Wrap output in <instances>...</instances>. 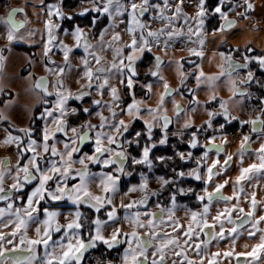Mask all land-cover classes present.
Listing matches in <instances>:
<instances>
[{
  "label": "snow or ice",
  "instance_id": "obj_1",
  "mask_svg": "<svg viewBox=\"0 0 264 264\" xmlns=\"http://www.w3.org/2000/svg\"><path fill=\"white\" fill-rule=\"evenodd\" d=\"M43 6L47 10L49 17H59L61 20L69 19L60 3H44L41 0ZM183 0L175 7L176 17H169L165 15V12L169 8V0H163V6L160 4H153L151 0H105V4L101 7L91 9V11L97 13H107L110 19L115 16L124 15L127 13V25L125 27V33L131 36V40L123 47L119 48L108 42V47L116 55L117 59L113 62L111 69L99 67L101 64V58L97 52L92 49L95 47L87 39V33L84 30L76 26L70 32L65 31V35H70L75 41V49H83L84 56L81 57L85 66L84 76L88 80V92H80L78 94H72L68 92L64 86L63 81H60L55 85V91L49 92L48 82L46 78H41L37 81V87L42 89L46 95L53 96L54 99L51 104L45 109L42 114V119L50 122L52 125L49 127L47 124L40 130L38 138H34V131L29 126L28 128H18L17 133L13 135L5 129L6 138L5 144H15L17 146V154L30 153V155L23 156L17 165L15 172L17 175L12 177L15 181L11 185V189H7L4 185L6 173L0 168V201L5 202L6 207H0V216H7L9 219L14 215L16 217L15 227L19 230L20 227H26L29 224L39 223L42 224V238L39 240H31L30 244L35 245L37 248L43 245L44 257L42 264H81L84 254L89 249L96 248L97 244H102L110 250L118 251V246L127 244L128 247L124 248L121 255L123 264H167V252L169 249H173V254L177 257L179 264H196V261L189 258L187 253L179 247L180 241L178 235L183 234L184 246H191L197 250V254L201 253L202 247L205 243L204 237L211 239H224L228 232L232 235L229 237L232 247L223 252V256L231 257L236 256H248L251 257L254 264L258 262L261 254H264V229L261 228V224H264V214L258 213L260 208V202L257 200V193H251L249 198L250 211L245 212L242 217V223H251L252 228L247 231V236L252 239L258 238V243L252 246L250 252L236 253L235 247L237 244V229L232 228L225 230L222 225L227 220L228 223H232L231 217L236 215L237 211L244 212L243 208H239L237 201L244 195L243 191L237 193V184L243 183L249 176L259 174L264 177V143H260L258 148L253 150L250 145L252 143L251 136L244 134L240 137L241 148L237 152L236 157L238 162L235 163L238 169V176L236 180L231 183L233 188V197L226 198L223 196V191L226 186L229 185V181L224 179L223 183H216L214 185V192H208V187L214 183L213 178H221V173L217 171L218 168H223V176H227L228 172L232 170L233 157L231 155L225 156L224 147L215 144L216 136L209 135L208 140L212 145L211 148L205 149L199 146L198 132L199 129L187 124V128L191 129L190 143L185 145L186 149H192L188 155L191 158L197 152L201 154L202 160L206 161L209 153H214L216 159L210 164L199 163L197 165L198 171L193 173V180L200 183L204 195L196 194V199L199 202L198 206L202 207L203 211L198 213L187 205H181L178 203L179 197L173 193L166 205L156 204V207L161 208L160 213H152L148 210V199L145 197L140 201H132L128 204L122 205L125 209H136L137 211L126 212L124 219L128 220L135 228H151L153 229L151 235L153 239L158 241L156 246H152L150 242L139 235L137 231L122 232L117 226L120 223L117 210L113 206L112 197L115 194L114 185H117L121 181L123 169L126 164L131 165H143L145 168H150L152 164V157L157 151L156 145L152 144L153 139H158L161 145L168 143V133L171 131L170 124L171 119L166 115L165 105L170 102L169 98L174 97L176 90L170 89L165 84V91L160 95L158 105L156 107H141L145 103V100L137 99L135 89V76L136 62L145 54H152L153 46L160 43V38L166 37L163 41V47L167 49L170 44L169 41L181 36V32L169 28L160 29L159 31H153L147 22L145 17L146 13L150 10L158 12L153 19L167 20L170 24L174 19L179 18L183 14L181 7ZM225 0H218V5L212 8L213 14H219V17L225 21L220 24L216 31L224 33L226 29H230L234 25V21L227 19V13L222 11L221 6ZM199 11L197 12V29L196 34L198 37L201 35V29L204 25V18L207 13V6L205 0H199ZM247 10H251L253 5L250 2L246 3ZM114 9V13H113ZM21 11V9H13L8 15L6 23L10 25L7 31V39L12 42L16 39L15 32L19 27L14 21L15 13ZM88 9H82L80 15L88 12ZM184 19L187 21L186 14ZM94 20L91 22L94 24ZM114 25H110L113 28ZM45 28L48 33V41L44 45V54L49 56L50 46L57 40L55 31L60 28L59 23H53L52 19H49L45 23ZM109 29H104L99 32L100 45L103 48L105 45L104 36ZM191 30V29H190ZM215 31L213 32V34ZM113 39L117 42L120 41L119 33H113ZM201 48L203 47L205 40L199 39ZM60 48L64 55V59L67 62L70 55L73 53V48L60 42ZM250 50V44L244 46V52L240 51L239 47L232 49L231 52H220L222 59L226 61V66L221 65V72L217 76L205 77V74L201 71L196 74V80L199 83L201 78H205L208 81L220 79L222 77H228L231 83L230 91L232 92L231 100L219 99L216 96L209 98V107L213 104L218 105L219 113L214 111H208L209 119L204 123V128H212L218 126L217 130H223L221 139H223L224 145L227 146L229 141L227 139V133L231 128L239 126L241 129L250 126L251 133H257L258 136L264 139V118L260 115L254 119H241L232 114L229 107L230 104H237L244 107L242 101L244 98H250L251 93L244 91L236 86L235 81L231 80L234 74L247 70L246 75L251 86L253 81L257 84L264 85V78H258L256 73L252 71L251 65H255L257 68L264 70V54H245ZM190 55L202 58L203 51L198 49H189ZM233 53L240 57L243 63H237L233 59ZM91 57L92 61L98 65L95 72L92 70L91 63L88 57ZM157 67H159L163 61L159 56H153ZM55 64V61H51ZM70 67V65H66ZM48 71L54 72L56 75L62 76L65 69L59 66L49 67ZM116 72L121 76L127 73V76L121 79L120 83L125 85V92L128 93V99L123 102L121 107L119 103L118 90L109 84L111 73ZM158 73L154 72L152 75L156 76ZM93 81H100V83L94 85ZM146 97L151 96V86L145 85ZM94 89L101 97L104 95H111L114 103L111 105L104 104L103 100H97L91 98V90ZM192 94L190 101L193 105H199V99L195 95L193 90H189ZM261 99L259 105L264 109V91L260 93ZM77 101L81 103H91L92 108H83L81 104H76V108L73 109V114L79 109L80 115L84 116L95 114L99 117L100 123L91 124L87 121L81 126V131L78 133L76 127L65 120V116L68 115V104H75ZM174 103V100L171 101ZM116 107H121V111L117 113ZM108 108L111 112V121L102 114V109ZM97 109H101L97 111ZM165 114H161V110ZM147 113L153 116V122L150 123L144 119V114ZM176 113L179 118L181 115H185L184 110L180 105H176ZM264 114V110L261 111ZM2 115V113H0ZM129 116L133 118L134 123L140 124L143 131L136 132V135L140 137L142 143L138 149H134L135 156L129 158L123 152V139L128 135L129 125L124 119H117V117ZM142 122V123H141ZM159 123L160 128L156 130L154 134V126ZM87 129V130H84ZM123 130V136L120 140L117 139V135L111 134L115 132L121 133ZM72 132L73 136L69 137L68 133ZM67 138V139H65ZM107 141V149L104 147V143ZM62 142L64 144L65 151L59 152L56 143ZM43 150L44 154H48L50 157V167L42 170L40 167L41 154L40 150ZM87 149L88 151H84ZM79 154V155H78ZM112 154L115 155L113 158ZM246 154L248 157L255 156L258 161L249 163L244 166ZM177 156L183 160L184 152L180 151ZM65 157L68 158V162H65ZM92 161L93 165L98 168L104 169V171L97 173H90L89 166L85 165L84 168L75 172L72 175L73 170L70 168V163L79 162L84 163V159ZM58 158V159H54ZM75 158V159H73ZM59 160V163H57ZM223 161V165H221ZM29 164L31 168H29ZM187 166V165H185ZM117 169L114 173L113 169ZM192 171V169H189ZM23 173V177L19 175ZM207 175L205 181H201V174ZM10 175V174H8ZM177 175L183 177V170H179ZM71 178V183L67 181ZM99 177L103 181L104 196L90 197L89 193L85 190L90 183L91 178ZM146 178L143 177L142 180ZM162 179L164 183L169 184L165 178ZM139 187L140 189L146 188L145 183L129 186L126 191H133ZM183 189H180V193H183ZM16 196H20L21 203L17 205L15 203ZM231 199L233 202L231 208H224L218 212L215 217H211V210L215 207L216 201H224L228 203ZM92 201V202H90ZM88 205V207L95 209L96 213H99L97 217L90 220V225L85 230L83 213L80 211L82 206ZM183 208L190 214V223L185 226L175 221L174 216L177 210ZM21 209L24 210V216L21 215ZM143 209V211H141ZM71 214V218L63 225L60 224V219L66 214ZM33 214H36L35 216ZM25 216L27 219H25ZM249 217L253 219L249 220ZM209 218L218 221L221 224L219 233H214L213 229L216 228L215 224L209 223ZM147 220V224L143 221ZM161 224L171 227V231L161 235L157 228ZM113 229L111 237H106L103 233L105 229ZM38 234L41 230L37 228ZM87 233V235H85ZM176 233L177 235H173ZM258 234V237H257ZM121 237H123V243H121ZM238 239H243V236H239ZM195 241V243H194ZM23 243V241L21 242ZM174 246H176L174 248ZM248 247L247 244L244 245ZM59 248L61 251L57 253L55 250ZM220 252L213 253L210 257L201 256L200 264H219ZM36 256H29L24 259H17L16 264H34ZM175 264V262H174Z\"/></svg>",
  "mask_w": 264,
  "mask_h": 264
},
{
  "label": "clouds",
  "instance_id": "obj_2",
  "mask_svg": "<svg viewBox=\"0 0 264 264\" xmlns=\"http://www.w3.org/2000/svg\"><path fill=\"white\" fill-rule=\"evenodd\" d=\"M99 4H105V0H98ZM244 3H247V0H242L240 3V7L243 8ZM89 7L96 8L98 7L97 0H89ZM247 12V9L245 8L243 11L237 12L236 16H244ZM114 15V14H113ZM178 19V18H176ZM193 20L197 21L198 17L193 16ZM93 28H95L97 31H101L102 25L104 24V21L102 17H96L94 20ZM166 23L162 24L158 28L152 29L153 31H159L160 29H169L170 25L172 29H175L179 32H181L182 35H187L189 39H192L195 37L194 43L197 45H200L199 39L203 38L208 35L204 31V25L201 29V35L200 37L197 36L196 31L193 30V27L191 24H188L185 28V26H181L180 28L175 27L174 23L171 24L165 20ZM247 22L251 25V27L248 29V31L255 37L258 36L259 33L257 32V26L260 24V21H256L254 17L247 16ZM74 23V22H73ZM120 21L118 19L112 18L110 19V25H114L113 28H110L108 32L104 36V41L106 42L104 47H99L100 45V37L98 39L90 41L93 46H95L92 50L97 52L98 55L101 58V64L99 67H104L106 69H111L113 62L117 59L116 55L113 53V51L108 47V42H111L112 45L117 46L119 48H123L130 40L131 36H128V39H122L121 33L117 31V27L119 26ZM243 23V22H241ZM71 26V25H70ZM191 29V30H190ZM261 30H264L262 28ZM103 31V30H102ZM117 32L120 36V41L117 42L113 39V33ZM91 34V29H89V33ZM211 35L219 37V40L217 41L218 44L228 45L232 43V41L229 39L227 33L222 32H215ZM251 40H248L245 42V45L248 43H251ZM70 48H73V53L70 55L68 61L66 62L64 59V55L62 58L58 61H56V66H59L60 68H64L65 71L62 76L56 75L54 72L48 71V66L45 64L46 60H52V57L45 56L44 52L42 54H38L39 58H32L30 60L25 59L24 62L20 65V67H24L27 71V75H21L18 70L16 71H7L6 70V61H8V57L0 54V93H4L6 98L3 102V107L0 108V121L3 120H15V119H26L29 124L23 128H28L29 126L37 133V136H39L40 130L45 127L47 124L49 127L52 125L49 121L42 119V114L44 113L45 109L48 107L49 104L52 103L54 97L48 96L46 93L38 88L37 81H39L41 78H46L49 88V92L55 91V85L59 83L60 81H63L64 88L72 93V94H78L80 92H88V80L84 76V70L85 66L82 62L81 57L84 55H78L74 49L75 45L69 46ZM189 49H197L196 47H188L187 49H182V51L186 52V56H191ZM261 51H264V48L261 49ZM110 52L111 58H108V54ZM204 54V53H203ZM216 56H218V62L216 64L217 71L211 74H208L204 71L203 63H196L194 61H189V66L185 67V65L180 63L181 59H185V56L177 58L174 54H172L171 46H169L167 49L161 48L159 50L156 49L155 46H153L152 55H144L142 56L135 64L136 69V76H135V88H136V97L140 100H145V103L141 105V107L147 108V107H156L159 102L160 95L165 91V84L168 85L170 89L176 90L174 97H170L169 101L165 107L167 109L166 115L171 119L172 123L170 124L172 126L171 131L168 133L169 141L166 144L161 145L159 143L158 139H153L151 141L152 144L156 145L157 151L155 152L154 156L152 157V164L150 168H145L143 165H131L126 164L123 169V174L121 176V181L119 184L114 185L115 194L112 197V203L115 209L117 210L118 218L120 220V223L117 225L122 232H132L137 231L140 236L145 237L152 246H156L158 244V241L153 239L151 233L153 229L145 227V228H135L132 224L129 223L128 220L124 219V215L126 212H135L136 209H125L122 207L124 204H128L132 201H140L143 200L145 197L148 199V210L152 213H160L161 208L156 207V204H162L166 205L167 201L169 200V197L175 193L179 197L178 203L181 205H187L188 208L201 213L203 211L202 207L198 206L199 202L196 199V194H199L203 196L205 193L202 190V187L200 186L199 182H196L193 180V173L195 171H198L197 165L201 162L210 164L213 160L216 159V156L214 153H209L208 158L206 161L202 160L201 154L196 153L191 158L189 157L188 153L189 151H194L192 149H186L184 146L190 143L191 140V129L187 128L185 125L190 124L197 129H199L198 132V139H199V146L205 149L211 148L212 145L209 143L208 137L209 135H215L216 140L215 144L221 147H224V153L223 155L228 156L231 155L233 158V163L238 162V158L236 157L237 152L240 151L241 144H240V137L244 134H247L251 136V132L249 133H243L238 131L235 136L239 137V142L236 144L235 147H232L233 140L235 137L233 136V133L229 130L227 133V139L229 141L228 145L225 146L223 139H221L222 131L223 130H217L218 126H213L212 128H204V123L209 119L208 117V111H214L219 113L220 109L217 105L213 104L209 107V98L211 96H216L219 99L223 100H231L232 92L230 91L231 83L228 77H223V79H216L213 81H208L205 78H201L200 82L198 83L196 80V74L199 72H203L205 74V77H212L217 76L221 72V65L226 66V61L221 58L220 52L215 53ZM153 56H159L161 57L163 63L157 67L155 60L152 58ZM167 59L171 61L169 65H164V60ZM233 59L237 63H243V61L240 59V57L235 56L233 53ZM88 60L91 63L92 70L95 72L98 65L96 63H92L91 57H88ZM70 65V67L66 66ZM9 66H11L9 64ZM253 71V70H252ZM43 74H40V73ZM156 72L158 73L156 76H153L152 74ZM127 76V73L124 74V76H121L119 73L112 72L111 78L109 80V84L112 87H115L118 90L119 95V103L122 107L123 102L128 99V93L125 92V85L121 84L120 81L124 77ZM232 81H235L236 86L240 89H243L246 92L251 93L250 100L261 99V91H264V85L257 84L256 81H253L251 83V86L249 85L247 75L244 72H239L237 74H234L231 77ZM191 81H194L192 83ZM75 83L77 87L75 90L71 87V85ZM94 85L100 83V81H93ZM145 85L151 86V96L150 98L145 99L146 97V88ZM256 86L257 91H252V88ZM7 90V91H6ZM189 90H193L195 95L197 97L202 96V98L199 99V105H193L186 95V93H190ZM226 91L227 96L225 98V95L223 94ZM91 98L100 100L102 99L104 104L111 105L114 103L113 98L111 95H104L101 97L94 89L91 90ZM174 100V103L171 102ZM79 104H81V107L83 108H89L91 109L93 106L91 103H81L80 101H77ZM176 105H180L182 109L184 110L185 115H181L179 118L177 117L176 113ZM121 107H116L115 111L119 113L121 111ZM232 114L238 118H241L240 116V110L243 108L237 104H230L229 105ZM259 107V113H261L262 109L260 105ZM76 108L73 104H68L67 106V112L68 115L65 116V120L69 123H71L73 126L76 127V131L79 133L81 131V126L85 124L87 121L91 124H97L100 123V119L97 115H87L84 116L80 115L79 109L76 110L75 114H73V109ZM101 109H97V111H100ZM257 114L256 117H259L260 114ZM102 114L108 118L109 124L112 123L111 121V112L108 108L102 109ZM161 114H165L163 112V109L161 110ZM117 119H124L126 123L129 125L128 128V135L124 137L123 139V152L125 155L129 158L135 156L134 149H138L140 144L142 143L140 137L136 135V132L143 131L140 124H136L133 121L132 117L129 116H123V117H117ZM144 119L148 120L150 123L153 122V116L149 115L147 113L144 114ZM249 120L253 119L251 116L248 118ZM199 120V122H197ZM96 121L97 123H94ZM160 128V124L157 123L154 126V134L157 129ZM87 130V129H84ZM111 134L117 135V139L120 140L121 136H123V130H121V133L117 134L115 132H112ZM68 136H73L72 132L68 133ZM258 141L260 143H264V139L260 138L258 136ZM257 143V141H252L250 147L255 150L256 148H253V145ZM56 147L59 152L63 153L65 151L64 144L62 142H57ZM104 147L107 149L110 147L108 145L107 141L104 143ZM84 151H88L87 149H84ZM183 151L184 152V159L181 160L177 153ZM41 154V160H40V167L42 170L47 169L50 167V157L46 156L43 153V150H40ZM25 153L22 154H15L16 159L13 162L9 158L0 159V168L4 170L6 174H10V183L4 180V185L7 189H11V185L15 182L12 177L17 175L15 172V169L17 165L19 164L20 160L23 158ZM79 155V154H78ZM113 158H115V155L112 154ZM75 159V158H73ZM65 162H68V158L65 157ZM57 163H59V160H57ZM258 163V162H257ZM85 165L89 166V172L90 173H97L104 171L102 168H98L95 165H93L92 161L88 160L87 157L84 159V163L81 164L79 162H72L70 163V168L73 170L72 175L75 174L76 171L84 168ZM187 165V166H185ZM221 165H223V161H221ZM29 168H31V165L29 164ZM14 169V171H13ZM189 169H192L190 171ZM179 170H183V177L177 175V172ZM117 169H113V172L115 173ZM218 172L221 173V178L216 179L213 178L214 183L212 186L208 187V192L213 193L214 192V185L216 183H223L224 179H227L229 181V184H231L233 181L236 180V177L238 174L230 175L228 178H224L223 176V168L220 167L217 169ZM142 174L143 177H145V180H142ZM21 177H23V173H19ZM158 178H165L168 181H170L169 184H166L163 182L162 179ZM207 179V175L201 174V181H205ZM251 181L250 184H248V187H245V184ZM69 184L71 183V178L69 177L68 181ZM141 183L146 184V188L140 189L139 187L136 188V190L133 191H126V189L131 185H139ZM259 185L260 190L262 193H264V178H261L259 174L249 176L243 183L237 184L236 186V192L239 193L243 191L244 195L240 197V199L236 202L239 208H243L245 211L240 212L237 211L236 215L231 217L232 223H228L227 220L223 223L222 227L227 231L232 228L237 229V239L239 236L246 235L248 228L246 225H249L251 223H242V217L245 215V212L250 211V208L248 210L244 207V201L249 200L251 193L256 192V188ZM180 189H183V193H180ZM90 197L94 196H104V187H103V181L99 177L91 178L90 183L87 185L85 189ZM223 196L226 198L233 197V188L231 187L230 194L223 191ZM21 197L16 196V201H20ZM92 202V201H90ZM260 202V208L264 209V195H262ZM233 204V201L231 199L228 200V203H224V201H216L215 207L211 210V217H215L218 212L222 211L224 208H231ZM6 207V204L5 206ZM122 210V213H121ZM80 211L83 213L84 217V224H85V230L87 232V229L90 225V220H94L99 213L95 212V209L88 207L86 204L84 208H81ZM143 211V209H141ZM21 215L24 216V210L21 209ZM34 216L36 214H33ZM71 218V214H66L63 217V222L60 224L63 225L67 222L68 219ZM25 219L27 217L25 216ZM174 219L176 222L183 224L187 226L190 221V214L185 211L183 208H180L176 211ZM253 219L252 217H249V220ZM15 221L16 217L13 215L11 219H9L6 215L0 216V264H16L17 259H24L29 256H36V260L34 261V264H42V259L44 257V249L42 252L38 250V248L35 245H32L29 243L31 240H39L42 238V230L43 225L39 223H33L29 224L26 227L22 226L17 230L15 227ZM145 224H147V220L143 221ZM209 223L215 224L216 228L213 229L214 233H219L221 224L214 220L209 218ZM35 225V227H33ZM252 227V224H251ZM37 228L41 230V233L38 234ZM264 229V227H261ZM161 235L170 232L171 227L161 224L159 228L156 229ZM113 232V229H105L104 235L106 237H111V234ZM173 235H177L176 233H173ZM232 235L231 232H228V235L224 238H228ZM178 240L180 241L179 247L183 249L187 256L193 260L196 261V264H200L201 256H208L211 252V250L221 249L220 242L224 239H211L209 237H204L205 241H210L208 243H205L202 247L201 253L198 255L197 250L195 248H192L191 246L185 247L184 246V236L183 234L178 235ZM23 241V243H21ZM215 242V243H213ZM121 243H123V237H121ZM195 243V241H194ZM126 247H128L127 244ZM124 247V248H126ZM176 246H174L175 248ZM229 248L232 247V243L229 242L228 245ZM123 248V250H124ZM57 253H59L61 250L57 248L55 250ZM123 251L119 253V259L114 261H109L108 264H123V260L121 259ZM195 253V256L193 255ZM169 261H171V264H179L177 259L175 258V255L173 254V249H169L167 252V264H169ZM206 264V262H205Z\"/></svg>",
  "mask_w": 264,
  "mask_h": 264
},
{
  "label": "rangeland",
  "instance_id": "obj_3",
  "mask_svg": "<svg viewBox=\"0 0 264 264\" xmlns=\"http://www.w3.org/2000/svg\"><path fill=\"white\" fill-rule=\"evenodd\" d=\"M55 1L56 0H53V2H51L50 0H44V3H56ZM122 2H124V0H122ZM241 2H242V0H237V1L225 0L224 4L222 5L223 6L222 11L227 13V19H230L231 16H236L237 12L243 11L246 8V3H244L243 8H241L239 6ZM247 2L252 3L253 0H247ZM137 3H139V0H137ZM151 3H153V4L158 3L161 6H163V0H151ZM198 3H199V1L195 2V6L189 7L188 9H187L186 3L181 4V7L183 9V14H186L188 19L186 21L184 19V15L182 14L179 16L178 19H174L173 23L174 24H176V22L183 23L185 28L188 24H192V22H194L195 20H193L192 17L190 15H188V13L197 11L196 8L199 9ZM97 4H98V7L101 6V4H99V3H97ZM233 5H235V6L232 7ZM85 6H87V5H82L80 8H83ZM170 6H171V4H170V0H169V8H170ZM19 7H20V9H23V10H24L23 7L27 8L28 15H26V16L20 15L18 17V19H25L24 20L25 25L22 29L15 32L16 39L13 40L12 42H9V40L7 39V31H8L9 25L6 23V18L8 16L9 11L12 8H19ZM174 7H176V6H173L172 13H173ZM230 7H232V8H230ZM89 8H91V7H89ZM169 8H168V10H171ZM168 10L165 12V15L168 13L170 14V12H168ZM63 11H64L65 15L70 14V12L67 10L63 9ZM113 13H114V9H113ZM102 14L106 15L108 18V23L103 27L102 30H104V29L110 30V18L108 17L107 13H102ZM114 16H115V13H114ZM176 16H177V13L174 12L172 17H176ZM208 16H210V12L207 10V13L205 15L204 20H206ZM115 18L120 21L119 26L117 27L116 30L121 33L122 39H128V36L125 33V27L127 25V13H125L124 15L115 16ZM243 18H244L243 16L237 17L235 19L237 21L236 25L234 27L228 29V30H225V33H227L228 35H230V33H231L233 36H235L237 38L241 37L243 35V33H245L243 30V25H242L243 23H241V22H244L242 20ZM49 19H52L53 23H59L60 24V21H61V19L59 17H55V16L49 17L48 16L47 10L43 6L41 0H0V54L9 58L8 61H6V65H5L7 71L11 72V71L18 70L21 75H27L28 74V71L24 67H20V65L24 62L25 59H28V60H30L32 58L38 59L39 58L38 54H42L44 52V45L48 41V33H47V29L45 28V23ZM256 21H260V24L257 26V32L260 34L261 29L264 28V20L258 19ZM222 23H225V21L222 20ZM149 25H151V24H149ZM195 25L196 24H194V26ZM158 27H160V25H158V24L154 25V23H153L152 29L158 28ZM250 27H251V25L247 24V26H246L247 30ZM169 28H171V25ZM68 31L70 32L71 30H68ZM84 32L87 33V39L89 41H92V40L99 38V35L95 37L92 34V32H91V34H88L89 29L84 30ZM55 35L57 36V40L50 46V53H49V55L52 57V60H46L45 61V64L48 67H55L56 63L52 64L51 61L56 62L62 58L63 53H62L61 48H60V42L61 41L63 42V44H66L68 46H72L75 44V41L73 40V38L70 35H65L64 30L62 32H59V33L55 31ZM165 39H166L165 37L160 38V43L154 45L157 50L164 48L163 47V41ZM257 42L259 45L263 46V48H264V39L260 38L259 40H257ZM192 43L195 44L194 41H192V40L188 41L186 35H181V36L177 37L176 39L169 41V44L171 46V51H172V47H173L172 45L173 44H179L182 47H188L189 45H192ZM19 46H20V48L23 47L22 48L23 51L17 49ZM250 48L253 50V52H251L250 54H247V55H253V54H255V52H259L258 50L254 49L253 47H250ZM254 50H255V52H254ZM74 51L76 53L81 52V54L77 53L78 55H84L82 48L78 49V50L74 49ZM242 52H244V51H242ZM172 54H174V53L172 52ZM259 54H264V52H261ZM108 58L109 59L111 58L110 52L108 54ZM92 63L94 64L95 61H92ZM170 63H171V61L165 59L164 65H169ZM9 64L11 66H9ZM250 67L252 68V70L255 73L258 70H259V72L264 73V70L257 68L254 64L251 65ZM241 72L246 73L247 70H242ZM40 74H43V73L41 72ZM256 76H257V74H256ZM71 87L73 88V90H75L77 85L75 83H73L71 85ZM0 94H2V93H0ZM188 94L189 93H186V95L190 99L191 95L189 96ZM253 105H254V118H255L256 115L259 113V107H258L259 104L258 105L253 104ZM246 106H247V103H245L243 110H245ZM2 107H3V105L0 108H2ZM259 114L262 116V118H264L262 113H259ZM249 116L252 117V114L247 115V118H249ZM4 122H8L12 126L13 130L15 131V132H13V131H10L8 129V131L10 133H12L13 135L20 134L21 136H23L22 133H17L16 130L18 128H23V127L27 126L28 121L26 119H15L14 121L13 120L0 121V159H4L7 157L14 162L16 159L15 154L17 153V146L14 143L13 144H5L4 143V140H5L6 135H7L5 132V129H7V128L5 126H3ZM29 155H30V153H29ZM13 171H14V169H13ZM5 179L9 183L11 182L8 174H6ZM61 222H63V218H61ZM41 247H43V245H41Z\"/></svg>",
  "mask_w": 264,
  "mask_h": 264
},
{
  "label": "flooded vegetation",
  "instance_id": "obj_4",
  "mask_svg": "<svg viewBox=\"0 0 264 264\" xmlns=\"http://www.w3.org/2000/svg\"><path fill=\"white\" fill-rule=\"evenodd\" d=\"M211 1H212L211 3H215L216 2L214 4V6L218 5V0H211ZM55 2L56 3H60L64 10H67V11L70 12L69 15H66L69 19L60 21V28L56 30V32H58V33L62 32L63 30H73L76 26H79L83 30L91 29L92 34L96 37V36L99 35L100 31H97L95 28H93V24L91 22L93 20H95L96 17H102V19L104 21V24L102 25L101 30L108 23V18H107L106 15H104L102 13H97V12L91 11L92 8H89V0H56ZM97 3H99L98 0H97ZM205 3H206V6H207V10L210 12V16H208L207 19L205 20V22H206L205 30L208 33V32H212L213 31L212 28L214 27L215 23L219 22L221 19H220L218 14H213L212 10H210L211 3L209 4L208 0H205ZM82 5H87V6H85L83 8H80ZM101 6H102V4H101ZM23 8H24V10L21 9V11L16 12V15L14 17L16 21L23 22L22 28L25 25V22H24L25 19H18V17L20 15H25V16L28 15L27 8H25V7H23ZM221 8H223V6H221ZM13 9H20V7L19 8H12L9 11L8 15L10 14V12ZM82 9H88L89 11L85 12L83 15H80V12H81ZM168 12H170V11L168 10ZM156 15H158V12L150 10L148 13H146L145 17L142 18V19H146L147 22L149 24H151L150 25L151 29H152L153 23H154V25L158 24L160 26L162 24L166 23L165 20L162 21V20L153 19ZM166 16L172 17L171 13L170 14L169 13L166 14ZM228 20H234V19H228ZM6 21H7V18H6ZM235 23H236V21H235ZM220 24H221V22H220ZM181 26H182V24L179 27H181ZM218 26H220V25H218ZM9 27H10V25H9ZM208 30H210V31H208ZM161 38H164V37L162 36ZM172 46H174V44ZM231 48L234 49L232 46H231ZM251 52H253V50L250 48V50L247 51L246 54H250ZM77 53L81 54V52H77ZM146 55H152V54H146ZM234 55H235V53H234ZM152 58L154 59V57H152ZM189 61H193V60H191V59L190 60L189 59H187V60L183 59L182 60V64L189 66V63H188ZM164 64H165V60H164ZM134 91L136 92V88L134 89ZM188 95L190 96L191 93H189ZM6 98H9V97H6L4 93L0 94V107L3 105L4 99H6ZM247 101H248L247 106L245 107V110H243L241 115L244 117V119H248L247 115L252 114V118L254 119V105L253 104L258 105V103L256 102L257 100L256 99H251L250 100L249 98H247ZM76 104H78V102H76L73 105L76 106ZM263 116H264V114H263ZM94 122H96V121H94ZM28 124H29V122H28ZM3 126H5L10 131L15 132L13 130L12 126L8 122H4ZM170 128H172L171 125H170ZM238 131L243 132V133H249L250 132V126H246V127L242 128V129L239 126H236L233 130H231V132H235V133H237ZM258 135L259 134H257V133H251L252 140L255 141L258 138ZM34 138H36V137L34 136ZM65 139H67V138H65ZM236 139H239V137L235 136L234 140H236ZM27 155H29V153L25 154V156H27ZM45 155L47 156L48 154H45ZM20 203H21V201H16L17 205H19ZM0 205H4L5 206V202L0 201ZM84 207L85 206H82V208H84ZM121 213H122V210H121ZM258 213H259V208H258ZM246 227L248 228V230H250L252 228L251 224L246 225ZM261 227H264V224H261ZM85 235H87V233H85ZM229 242H230V238L228 237V238L222 240L220 242V245H221V247H222L223 243H227L229 245ZM213 243H215V242H213ZM124 247H126V245L119 246V250L118 251H116V250H111L110 251V250H106L104 248V245L98 243L97 246H96V250H92L90 253L86 254V256L83 258L81 264H88L86 262V260H87V258L89 256V254H91L92 252H95L100 257H102V263L100 262L101 264H108L109 261H114L115 262L116 260H118L120 258L119 257V253H121L123 251ZM100 249H102V250L100 251ZM38 250L40 252H42L43 251V247H41V245H40L38 247ZM220 251H221V249L217 250V249L213 248L211 250L210 254H209V257L213 253L220 252ZM193 255L195 256V253H193ZM263 256H264V254H261V257H263ZM175 258L178 259L177 257H175ZM224 258L226 259V263H221L222 262V257H221V255L219 256V264H238L237 261H238L239 258H243L244 259L243 263L240 262L239 264H248L247 263V259L244 256H236L235 255L233 257L231 256V257H224ZM169 264H171V261H169Z\"/></svg>",
  "mask_w": 264,
  "mask_h": 264
},
{
  "label": "crops",
  "instance_id": "obj_5",
  "mask_svg": "<svg viewBox=\"0 0 264 264\" xmlns=\"http://www.w3.org/2000/svg\"><path fill=\"white\" fill-rule=\"evenodd\" d=\"M198 1L199 0H183L182 4L186 3L187 9H188L189 7H194L195 6V2H198ZM180 3H181V0H170L171 6H170L169 9H171V10H169V11H170L171 15H173V13L175 12V7H174V10H173V13H172L173 6H176L177 4H180ZM251 4L253 5V8L251 10H247L245 15L243 16L244 18L242 19L244 21L242 25H243V30H244L245 33H243V35L241 37H238V38L233 36L230 33V35H228V37L232 41V43H230L228 45L232 46L233 48L239 47V48H242L244 50L245 42L248 41V40H251L252 42L248 43V44H250V47H253L254 49L258 50L259 52H264V51H261L263 46L259 45L258 42H257V40H259L260 38L264 39V30H261L260 34L258 36L254 37L246 28V26L248 24L247 16H249V15L254 17V19H256V20H258V19H263L264 20V0H253V2ZM234 6L235 5H233L232 7H234ZM232 7H230V8H232ZM196 10L197 11L188 13V15H190L191 17L196 16L197 12L199 11V9L196 8ZM236 18H237L236 16H231L230 17V19H234V20ZM220 22L222 24V19L220 20ZM236 23H237V21H236ZM236 23L234 24V26L236 25ZM181 24L183 25V23L176 22V24H174V25H175V27L180 28L179 26ZM194 24H196V25L194 26ZM191 25H192L194 31H196V29H197L196 21L192 22ZM205 26H206V22H204V31L206 32ZM214 31L215 32H219V31H216V29L213 30L212 32H208V35H206L204 37L205 43H204L202 48H201L200 45L193 44V43H192V45L188 46V47H196L198 50H202L203 53H204L202 58L195 57V56H186V52L182 51V49H187L188 47H182L179 44H174V46L172 47V52L175 54V56L177 58L185 56L186 60L187 59H189V60L191 59V60H193L196 63H201L202 62L204 71L206 73H208V74L214 73V72H216L218 70L217 67H216V64H217L218 59H219L218 56L215 55V53L224 52V51H222V47L225 46L223 44H218L217 43V41L219 40V37L211 35ZM195 39H196L195 37H193L192 39H189L188 36H187V40L188 41H191V40L195 41ZM182 60L183 59L180 60L181 64H182ZM221 79H223V77ZM192 83H194V81H192ZM223 94L225 95V98H226V96H227L226 91ZM198 98H202V96H200ZM242 103H243V105H245V103H248L247 98H244ZM242 110H243V108L240 110V116H241V119H244V117L241 115V113L243 112ZM197 122H199V120H197ZM94 123H97V122H94ZM255 141H257V143H255L253 145V148H258L259 141H258V139H256ZM238 142H239V139L233 140L232 147H235L236 144H238ZM55 159H57V158H55ZM234 159H236V158H234ZM254 162H258L255 159V156L248 157L247 154H246V159H245L244 166H247L249 163H254ZM235 174H238V169H237L236 164L234 163L233 166H232V170L229 171L227 176H224V178H228V176L235 175ZM261 178H264V177H261ZM250 183H251V181L246 183L245 187L247 188L248 184H250ZM224 191L226 193L230 194V192H231V184L226 186ZM256 193H257V197L256 198H257L258 201H260L261 197H262V195H264V193L261 192L259 185L256 188ZM0 207H4V205H0ZM244 207H245L246 210H248L249 201H247V200L244 201ZM259 214H264V209L259 208ZM33 227H35V225H33ZM242 236H243V239H237V244H236V247H235V250H234L236 253L250 252L251 249H252V246H254V244L258 243V238L257 239H252V238L248 237L247 235H242ZM257 237H258V234H257ZM245 244L248 245L247 248L244 247ZM229 249L230 248L228 247L227 243H223L222 244L221 251H220L221 252V257H222V262L221 263H226V259L224 258L225 256H223L222 253L225 252V251H228ZM233 256H235V255H233ZM244 257H246L248 264H254V262H253L251 257H248V256H244ZM255 264H264V256L260 257L259 261L255 262Z\"/></svg>",
  "mask_w": 264,
  "mask_h": 264
},
{
  "label": "trees",
  "instance_id": "obj_6",
  "mask_svg": "<svg viewBox=\"0 0 264 264\" xmlns=\"http://www.w3.org/2000/svg\"><path fill=\"white\" fill-rule=\"evenodd\" d=\"M51 2H53V0H50ZM209 1V4L212 2L211 0H208ZM234 1H236V0H234ZM216 3V2H215ZM215 3H211V5H210V10H212V8L214 7V4ZM218 23V24H217ZM218 25H220V21L219 22H216L215 23V25H214V27L212 28L213 30L214 29H218ZM208 31H210V30H208ZM23 47H21L20 48V46L17 48V49H19V50H22L23 51V49H22ZM222 51H224V52H226V53H229V52H231L232 51V48H231V46L230 45H226V46H224V47H222ZM240 51L242 52V51H244L242 48H240ZM255 52V51H254ZM259 53H261V52H255V54H259ZM185 67H188V65H185ZM256 74H257V77L258 78H264V73L262 72H259V70L256 72ZM252 90L253 91H257V87L256 86H254L253 88H252ZM258 104L260 103V100H257L256 101ZM235 128V127H234ZM234 128H231L230 129V131L231 130H233ZM34 136L36 137V138H38V136H37V133L34 131ZM102 249H100V251H101Z\"/></svg>",
  "mask_w": 264,
  "mask_h": 264
},
{
  "label": "built area",
  "instance_id": "obj_7",
  "mask_svg": "<svg viewBox=\"0 0 264 264\" xmlns=\"http://www.w3.org/2000/svg\"><path fill=\"white\" fill-rule=\"evenodd\" d=\"M233 136L235 137V132H232ZM86 262L88 264H101L102 263V257H100L98 254H96L95 252H92L91 254H89ZM101 262V263H100Z\"/></svg>",
  "mask_w": 264,
  "mask_h": 264
},
{
  "label": "water",
  "instance_id": "obj_8",
  "mask_svg": "<svg viewBox=\"0 0 264 264\" xmlns=\"http://www.w3.org/2000/svg\"><path fill=\"white\" fill-rule=\"evenodd\" d=\"M12 12V11H11ZM10 12V13H11ZM15 15H16V13H15ZM15 17V16H14ZM8 18V17H7ZM14 21L17 23V25L19 26L18 28H17V30L16 31H18V30H20L21 28H22V26H23V22H19V21H16L15 20V18H14ZM231 21H234V20H231ZM235 22V21H234ZM235 24V23H234ZM234 26V25H233ZM226 30H228V29H226ZM104 248L106 249V250H110V249H107V247L106 246H104ZM118 249H119V246H118ZM92 250H96V248H94V249H89L85 254H84V257L86 256V254H88V253H90ZM111 251V250H110ZM243 261H244V259L243 258H239L238 259V261H237V263L239 264L240 262H242L243 263ZM82 263V262H81Z\"/></svg>",
  "mask_w": 264,
  "mask_h": 264
}]
</instances>
